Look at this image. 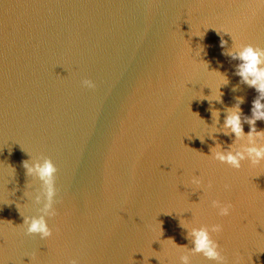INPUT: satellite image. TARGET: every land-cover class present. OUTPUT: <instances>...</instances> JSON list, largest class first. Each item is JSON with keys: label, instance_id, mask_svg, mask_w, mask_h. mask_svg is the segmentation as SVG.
<instances>
[{"label": "water", "instance_id": "water-1", "mask_svg": "<svg viewBox=\"0 0 264 264\" xmlns=\"http://www.w3.org/2000/svg\"><path fill=\"white\" fill-rule=\"evenodd\" d=\"M231 35L264 49V4L0 0L3 264H217L191 251V230L216 223L224 264H264V163L212 158L249 145L259 96L236 74ZM237 104L240 138L224 129ZM254 127L264 133V120ZM44 158L57 192L41 239L22 225L42 214L41 181L23 161Z\"/></svg>", "mask_w": 264, "mask_h": 264}, {"label": "clouds", "instance_id": "clouds-1", "mask_svg": "<svg viewBox=\"0 0 264 264\" xmlns=\"http://www.w3.org/2000/svg\"><path fill=\"white\" fill-rule=\"evenodd\" d=\"M258 3L264 4V0H258ZM232 37V35H231ZM233 39V37H232ZM236 51L229 50L228 55L233 59L241 61L237 65L236 74L243 80L244 83L255 88L259 96L252 102V116L247 119V123L251 125V129L246 134L249 145L242 146L241 150L221 152L216 148L213 149V159L229 165L233 169H240L241 162L247 157L251 166H256L264 163V144L257 147L253 143V137L264 136V133L256 131L254 122L257 119L264 120V49L254 47L252 44H240L234 39ZM223 43V42H222ZM82 86L94 88L95 83L90 79H84ZM215 116L216 113H213ZM224 129L230 131L236 138L243 135L241 125L239 104L228 110V114L224 120ZM227 134V133H226ZM219 146H217L218 148ZM23 167L28 174H35L41 181L40 192L35 197L36 202L41 204L39 211L42 213L38 216H24L23 224L27 234H38L41 239L49 238L52 235V229L49 227L46 217L55 215L54 199L56 196L55 177L57 168L49 158H44L42 163H34L29 165L28 161H23ZM191 183L196 186L201 185L199 178H192ZM225 188L229 185L225 184ZM212 207L217 209V215L224 217L229 216L232 210L230 203H221L219 200H212ZM222 231V225L219 223L212 224L210 229L206 227L193 228L191 235L193 237L194 247L191 249L193 253H201L208 259L215 260L217 264H224V256L221 254L220 246L216 239L210 235L211 233H219ZM0 264L3 261L0 260ZM71 264H76L72 261ZM180 264H191V259L188 256L180 257Z\"/></svg>", "mask_w": 264, "mask_h": 264}]
</instances>
